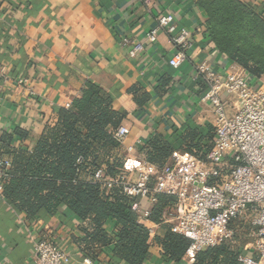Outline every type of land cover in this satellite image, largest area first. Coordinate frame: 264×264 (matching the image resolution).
I'll list each match as a JSON object with an SVG mask.
<instances>
[{"label": "crops", "instance_id": "obj_1", "mask_svg": "<svg viewBox=\"0 0 264 264\" xmlns=\"http://www.w3.org/2000/svg\"><path fill=\"white\" fill-rule=\"evenodd\" d=\"M149 1L146 5L145 0H0V66L5 68L0 80V131L19 128L39 135L45 118L57 108H67L86 81L112 95L114 109L127 113L121 124L129 130L126 145L143 144L155 133L170 137L187 126L213 128L210 108L199 101L206 86L196 78L195 67L205 62L223 75L237 65L203 39L205 15L197 7L199 0ZM166 14L192 36L188 60L178 69L168 65L175 49L164 33H158L153 43L146 41L156 18ZM134 43L143 48L129 56ZM24 74L33 96L16 85ZM163 76L171 85L159 97L154 90ZM132 85L149 93L145 107L138 108L127 93ZM229 103V112L234 113L239 105L235 98ZM15 140V146L29 144ZM77 224L65 209L27 221L0 196V264H35L33 246L41 239L58 244L71 256V264H87L72 243ZM154 233L161 236L162 231L156 228ZM109 257L107 252L100 259ZM144 264L177 263L165 261L153 248ZM178 264L191 261L184 258Z\"/></svg>", "mask_w": 264, "mask_h": 264}, {"label": "trees", "instance_id": "obj_2", "mask_svg": "<svg viewBox=\"0 0 264 264\" xmlns=\"http://www.w3.org/2000/svg\"><path fill=\"white\" fill-rule=\"evenodd\" d=\"M197 7L205 15L203 39L248 75L264 77V2L199 0ZM170 85L169 77L159 78L155 94L162 97ZM127 93L138 108L150 101L149 93L138 85L129 87ZM113 103L112 95L86 81L67 108H57L45 118L39 135L19 128L12 133L0 131V160L9 161L1 196L27 221L67 210L78 223L72 243L91 264H144L153 248L159 249L165 261L178 264L190 242L171 233L163 222L174 198L155 196L148 221L162 234L150 238L132 209L136 200L120 187L107 189L94 179L98 170L108 179L123 173L125 153L114 133L127 113L114 109ZM213 133L212 127L197 126H187L170 137L155 133L138 146L136 155L157 168L168 164L174 152L204 159ZM15 139L29 144L15 146ZM228 228L230 238L198 252L191 264H240L245 232L253 234L256 228L243 219L231 221ZM107 252L110 257L102 262L100 256Z\"/></svg>", "mask_w": 264, "mask_h": 264}, {"label": "built area", "instance_id": "obj_3", "mask_svg": "<svg viewBox=\"0 0 264 264\" xmlns=\"http://www.w3.org/2000/svg\"><path fill=\"white\" fill-rule=\"evenodd\" d=\"M146 5L150 3L145 0ZM164 33L175 49L168 65L178 69L188 60L192 36L186 28H178L171 14L156 18L155 27L146 34V41H156ZM127 44L126 41H124ZM143 48L134 43L128 50L134 56ZM196 78L206 89L200 103L213 114L214 136L211 147L201 159L195 154L174 152L162 168L136 155L137 141L126 145L128 128L120 126L114 139L123 147V173L116 178H104L102 171L94 179L107 189L118 186L122 193L136 201L132 209L140 223L147 227L149 237L155 236L156 225L149 223L150 209L155 196L164 194L174 198V204L163 214V222L173 234L189 240L184 258L207 248L218 246L230 238L229 223L248 220L256 231L252 242L243 247L240 264H264V81L253 78L238 66L223 75L215 74L205 62L195 67ZM5 68L0 66V80ZM29 78H19L17 87L27 88L33 96ZM229 98H235L237 110L230 113ZM68 107V106H67ZM9 161L0 160V196L2 180ZM35 264H71V256L58 244L41 239L34 243ZM87 264H91L86 260Z\"/></svg>", "mask_w": 264, "mask_h": 264}, {"label": "rangeland", "instance_id": "obj_4", "mask_svg": "<svg viewBox=\"0 0 264 264\" xmlns=\"http://www.w3.org/2000/svg\"><path fill=\"white\" fill-rule=\"evenodd\" d=\"M245 233L247 234V236H245V239L247 241H246V243H245L244 246H246V245L248 246L252 242V236H251L252 234H251V232H249V233L248 232H245Z\"/></svg>", "mask_w": 264, "mask_h": 264}]
</instances>
